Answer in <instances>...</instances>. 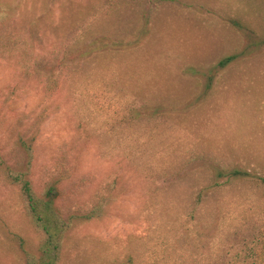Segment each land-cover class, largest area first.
Masks as SVG:
<instances>
[{"label":"rangeland","instance_id":"374dc122","mask_svg":"<svg viewBox=\"0 0 264 264\" xmlns=\"http://www.w3.org/2000/svg\"><path fill=\"white\" fill-rule=\"evenodd\" d=\"M0 8L18 34L40 20L54 50L79 36L93 45L100 34L127 44L80 65L51 95L33 74L21 75L35 51L24 54L19 44L0 51V154L7 162L19 159L16 133L46 108L33 148L35 187L42 188L60 155L75 171L59 202L66 214L86 212L115 182L107 216L69 233L62 264H193L200 251L204 264H218L247 247L264 222V185L230 184L193 211L208 179L182 171L198 169L200 158L264 177V3L0 0ZM230 56L227 66H217ZM146 102L171 116L130 119L128 111ZM87 174L94 182L70 195ZM18 201L0 184V264L23 263L15 236L30 252L38 246Z\"/></svg>","mask_w":264,"mask_h":264},{"label":"trees","instance_id":"16d2710c","mask_svg":"<svg viewBox=\"0 0 264 264\" xmlns=\"http://www.w3.org/2000/svg\"><path fill=\"white\" fill-rule=\"evenodd\" d=\"M255 2L264 3V0H255ZM239 29L249 31L247 24L232 22ZM40 20L31 24L27 31L20 34L16 32V23L14 20L7 19V12L0 8V51L1 53L10 52L17 44L20 45V51L34 52V58L31 62H25L20 72L23 77L33 76L35 81L42 84L45 94L51 95L59 93L65 80L76 74V69L83 63L99 56L100 54L114 53L124 50L126 43H117L107 41L106 36L100 34L92 44H87V38L79 36L71 43H65L58 50H54L51 45H46L41 30ZM35 34V36H34ZM142 35V32L138 34ZM138 41V40H137ZM34 42V44H33ZM120 46V47H118ZM105 47V48H104ZM14 49V48H13ZM235 56L226 57L218 62L219 68H224ZM33 74V75H32ZM211 78L208 79L210 82ZM209 84V83H208ZM15 88H10L7 93V101L11 100ZM141 106H134L128 111L130 119L140 123L144 120H156L158 118H167L171 114L162 112V108L156 109V105L143 103ZM48 117L47 109L43 108L37 112L32 125H28L24 130L16 133L14 140V152H17L19 159L14 164L7 162V157L0 154V184L14 190L18 197L20 212L27 221L32 231L39 238L38 246L35 252L26 249V240L15 236L14 239L19 244L24 260L22 264H62V258L66 247L68 235L78 226L93 221H98L107 216L109 207L115 200L112 195L114 183L109 184L107 194H99L93 201V204L86 212L79 210L66 214L60 207L59 202L66 197L64 186L71 182L75 171L72 166H65L63 162L66 158L60 155L53 159L49 168L48 179L39 190L35 187L31 177L33 169L34 146L37 142L40 127ZM129 121V119H128ZM130 122V121H129ZM201 164L198 169L183 170L185 175L204 174L207 176V183L201 187L194 199L193 211H196L212 193L221 191L226 186L247 181H256L264 185V177L254 178L250 173L242 169L222 167L212 161L198 158ZM209 163V164H207ZM179 176L175 173L174 176ZM154 177V176H153ZM91 175H84L73 182L70 195L77 189L90 186L94 182ZM247 247L241 251L227 253L224 259L219 258L215 262L218 264H264V222L262 228L251 237ZM208 255H212L208 252ZM198 259L193 264H204L198 253Z\"/></svg>","mask_w":264,"mask_h":264}]
</instances>
